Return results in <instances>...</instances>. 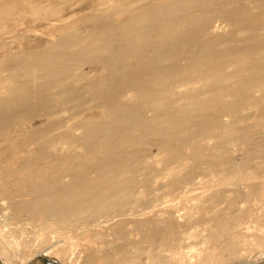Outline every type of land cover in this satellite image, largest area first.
Instances as JSON below:
<instances>
[{"label": "bare ground", "instance_id": "bare-ground-1", "mask_svg": "<svg viewBox=\"0 0 264 264\" xmlns=\"http://www.w3.org/2000/svg\"><path fill=\"white\" fill-rule=\"evenodd\" d=\"M94 18L0 61L8 247L29 260L73 232L77 264H264V0H121Z\"/></svg>", "mask_w": 264, "mask_h": 264}, {"label": "rangeland", "instance_id": "rangeland-1", "mask_svg": "<svg viewBox=\"0 0 264 264\" xmlns=\"http://www.w3.org/2000/svg\"><path fill=\"white\" fill-rule=\"evenodd\" d=\"M120 1L121 0H0V61H8L13 55L18 53H30L45 49V47L47 48L52 45L60 36L72 31L78 33L82 37H87L96 32L97 25L94 22L96 21L94 17L100 11H107L111 5L118 4ZM142 1L145 0H133V3L137 4ZM121 21L122 20L119 18L114 19L112 16H108L105 22L116 25ZM224 28L225 25H221V21H214L213 29L215 31H222ZM80 70L88 75H95L97 72L96 67L90 66V64L87 63L82 65ZM85 80V78L81 79V82ZM64 113L65 112H61V116H68L66 115L68 113ZM95 114H97V111H95ZM49 118L50 117L46 116L36 117L31 121V124L32 126H37L43 124ZM77 132L81 131L78 129ZM152 150L156 152L157 148L154 147ZM162 180L163 178L160 176L158 181L161 182ZM0 203L4 204L5 202L0 201ZM257 207H260V205ZM203 225V223H199L194 227L201 230L200 228H203ZM98 227H101V225ZM252 228L253 227L247 229V234L249 235L246 237L248 240L250 239L249 241H252L254 239L253 237H255L252 234L254 230V228ZM6 230V227L2 228L4 234ZM68 233H64L63 235L61 232H55L53 234L54 236L51 235V237H53L51 243L60 242H57L54 246H49L48 244L49 247L44 250L41 249L45 246L43 245L44 242H40L41 245H37L38 248L35 247L34 249V252L37 251L38 253L33 252L29 260H23L16 255V252H13L12 248L8 247L6 240H4V237L0 233V264H25L26 262V264H43L47 257H58L54 250L57 246L61 248L60 246L62 243L63 247L69 249L71 252L70 258L65 264H77L79 262L78 260H80L79 243L81 241L79 242L77 237L72 236H75V233ZM69 236H71V238ZM59 237L62 238V241ZM18 244H16V248ZM8 251H10V253ZM262 255V252L252 253V255L245 257L236 264L255 263L258 259L263 257ZM142 260L146 261V255H143Z\"/></svg>", "mask_w": 264, "mask_h": 264}, {"label": "built area", "instance_id": "built-area-1", "mask_svg": "<svg viewBox=\"0 0 264 264\" xmlns=\"http://www.w3.org/2000/svg\"><path fill=\"white\" fill-rule=\"evenodd\" d=\"M43 264H65V263L56 257H47L45 258Z\"/></svg>", "mask_w": 264, "mask_h": 264}]
</instances>
